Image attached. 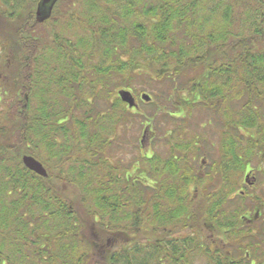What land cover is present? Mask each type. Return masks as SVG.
<instances>
[{"label": "trees", "instance_id": "trees-1", "mask_svg": "<svg viewBox=\"0 0 264 264\" xmlns=\"http://www.w3.org/2000/svg\"><path fill=\"white\" fill-rule=\"evenodd\" d=\"M39 2L0 0V264H264L235 154L264 123V0H59L44 23ZM140 82L165 89L148 116L119 96ZM194 109L212 141L186 133ZM161 117L166 155L126 164Z\"/></svg>", "mask_w": 264, "mask_h": 264}, {"label": "rangeland", "instance_id": "rangeland-1", "mask_svg": "<svg viewBox=\"0 0 264 264\" xmlns=\"http://www.w3.org/2000/svg\"><path fill=\"white\" fill-rule=\"evenodd\" d=\"M158 86H153V84H150L149 85H146L144 82H140L136 85V92L133 93V97H135L136 99V103L138 104V108L137 109H133L134 112H137L138 110L140 112L143 113V115H150L151 114V111L152 109H150L149 107L147 108V105L148 103H152L154 102V97L158 98L160 97V92L159 90H161L162 92L165 90L163 88L161 89H158ZM161 87V86H160ZM182 94H187V92H180V95ZM143 95H148L151 97V100L150 102L148 103H145L142 101V96ZM177 94H175L174 96H176ZM172 96V97H171ZM172 99H171V98ZM161 98V97H160ZM178 102V100L176 98L173 97V92L169 91L168 92V96L165 100V102L163 103L165 105V107L163 108L164 110H166L168 113H178L179 112V107H177L176 103ZM159 103L161 104L162 102L159 101ZM159 110L162 109V105H159ZM238 106H239V103H238ZM103 109H104V106H103ZM190 111V110H189ZM195 111V112H194ZM201 110H198V109H194L193 111H190V113H187L183 116H185L187 118V124H188V129L186 131V133L189 135V137H191V135H202L203 134V130H202V126H204V130H205V133L208 135H206L207 138H209L208 140L209 141H212L211 138L212 136V133L215 134V129H216V124L212 122V126H209L207 124L208 122V119H207V115L203 114V113H200ZM192 112V113H191ZM176 116V115H175ZM182 115L179 116L180 119L183 118ZM164 117H161L157 122L159 124L158 128L157 127V122H149V124H146L145 127L143 128H140L138 127V131L135 130L133 131V134L138 137V144L137 146L135 145L133 139H131V137H128L129 139V142L127 143L126 146L123 147V150L122 151V155H123V158L124 160H127L126 164H130V162H132V154H135V153H138L139 151L136 150L137 149H141V151L138 153V156L140 157L141 155V152H142V156L144 157H150V155H152V153H154L153 149L152 148H155L157 149V152H159L158 154L160 155H166V151H167V141H166V137L170 134V132L172 130L170 129H173V127L179 125V121L180 119H172L170 122H160V121H163ZM175 120V122H174ZM178 120V121H177ZM186 124V126H187ZM175 125V126H174ZM142 129V130H141ZM167 130H170V132H168L166 134V131ZM204 136V135H202ZM120 140L121 137H119ZM167 140H168V137H167ZM123 141V140H122ZM206 151L208 152V150L206 149ZM115 151L112 150V154L114 153ZM206 153V152H205ZM218 161L219 160V156L218 154H216V152H214L213 154H211V158H209L208 156L207 157H199V159L197 160L199 165L202 167V171L205 169V172L208 171L209 168H211V165H212V162L213 161ZM262 182V181H261ZM259 185L263 186V183H261ZM201 261V262H200ZM199 262V264H206V262L203 261V259H201ZM197 262V263H198Z\"/></svg>", "mask_w": 264, "mask_h": 264}, {"label": "flooded vegetation", "instance_id": "flooded-vegetation-1", "mask_svg": "<svg viewBox=\"0 0 264 264\" xmlns=\"http://www.w3.org/2000/svg\"><path fill=\"white\" fill-rule=\"evenodd\" d=\"M256 128L255 125L251 129L244 128L243 131L239 129L242 134H240L239 131L240 137L236 141L235 154L238 157V164L243 176L240 182L241 187L237 195L243 196L246 202H248L247 212L243 216L244 226L252 227L262 225L258 230H253L252 233L254 235L259 234L260 244H257L255 248L259 251H264V187L259 185L261 181L264 185V123L258 126L262 132H257ZM243 151H250L251 156L244 157ZM212 241L210 251L216 253L218 251L216 247L219 242L217 244L216 240ZM223 250H228V253L235 259L236 249L234 247H225ZM246 257L249 258V255ZM198 261L192 264H199Z\"/></svg>", "mask_w": 264, "mask_h": 264}, {"label": "water", "instance_id": "water-1", "mask_svg": "<svg viewBox=\"0 0 264 264\" xmlns=\"http://www.w3.org/2000/svg\"><path fill=\"white\" fill-rule=\"evenodd\" d=\"M58 2L59 0H40L36 11L37 22L44 23L45 21L49 20V17L51 16ZM119 96L126 104H128L130 108L136 107L135 99L129 92H120ZM142 99L144 102L148 103L150 102L151 97L148 95H143ZM23 163L35 175L37 174L44 178L48 176L44 166L41 165L36 159L30 156H25Z\"/></svg>", "mask_w": 264, "mask_h": 264}]
</instances>
